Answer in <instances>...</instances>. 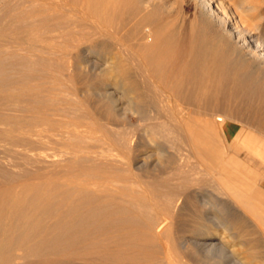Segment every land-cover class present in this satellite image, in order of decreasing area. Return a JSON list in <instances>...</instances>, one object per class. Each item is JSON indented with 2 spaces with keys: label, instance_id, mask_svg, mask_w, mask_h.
Wrapping results in <instances>:
<instances>
[{
  "label": "bare ground",
  "instance_id": "6f19581e",
  "mask_svg": "<svg viewBox=\"0 0 264 264\" xmlns=\"http://www.w3.org/2000/svg\"><path fill=\"white\" fill-rule=\"evenodd\" d=\"M197 1L187 26L185 17L170 16L154 0H0V44L70 57L77 96L119 129L105 130L114 150L95 152L87 167L70 159L42 165L32 177L0 171V264L18 253L36 257L34 264H232L222 261L230 256L228 235L245 248L247 262L240 257L238 264L261 259L255 233L264 232V195L227 187L223 195L244 211L232 213L216 177L198 179L191 162L211 175L232 165L217 145L221 137L230 148L264 145L243 123L218 124L209 118L213 110L198 106L220 89L264 97V43L238 30L233 44L229 27L238 28L237 21L210 0ZM122 5L132 10L129 25L141 31L135 45L108 26ZM23 82L0 84V142L49 144L79 127L55 118L57 108L32 112L24 102L35 88ZM25 109L28 115L13 113Z\"/></svg>",
  "mask_w": 264,
  "mask_h": 264
},
{
  "label": "rangeland",
  "instance_id": "374dc122",
  "mask_svg": "<svg viewBox=\"0 0 264 264\" xmlns=\"http://www.w3.org/2000/svg\"><path fill=\"white\" fill-rule=\"evenodd\" d=\"M77 1L82 2V0ZM154 1L155 3L163 6L165 11H167L170 16L181 15L183 18L185 17V23H187V26L189 25L191 20L195 19L199 10V4L197 0ZM210 4L213 6H220L222 8V11L218 12L221 15L223 14V16H227L231 20L235 19L234 21H237L238 28L234 26L229 27V33L231 34L230 36L233 44L236 43V40L234 38L236 34L238 35V30L253 32V38L264 43V0H210ZM3 5L4 4H1L2 9L5 6ZM122 6H120V8H117V10H120H118L119 12L116 10L117 12L112 13L110 15L111 17L108 16V19H106V21L109 20L110 22V19L112 18V23H108V26L112 31H114L113 28L118 26L119 30L116 27L115 29L117 31H115L116 33L118 32L117 34L119 36V31L121 29L124 31H122L123 33H121L122 39L124 38V41L122 40L124 44L131 45V43L133 42V45H135L134 42H137L138 39H141L138 38L141 36L139 35L141 34V31H139L138 29L135 30L134 28L136 27H131L129 25V16L131 15L132 10L127 9V7H129L128 5ZM129 10L131 13L129 12ZM123 11L127 13V19H124L125 17L123 14L126 15V13H123ZM3 12H5V10H2L1 13ZM191 16L194 17L192 18ZM125 22L127 23V25H129L128 28ZM110 24H114L115 26L112 27ZM123 25H125L126 27ZM120 26H123L124 29ZM125 28H127L128 30L131 29V31H128ZM0 47V84L2 83L1 88L5 89L6 84L8 87V85L12 82L21 83L24 81L27 85H34L33 87L35 89L31 92L29 91V93L31 94L24 102L27 107H29L30 104L34 106V110L32 112H37L43 109L50 112L53 108H57L59 109L60 114L55 118L59 120H69L79 125V127L76 128V130L72 131L69 135L58 140L54 139L49 144H44L42 142L33 140L9 141L8 143L0 142V144L2 145L6 144L5 146L7 147L6 152L5 148H2V146H0V160L4 159L2 158L3 154L7 156L5 159L8 162L7 164L5 159L3 161H0L1 163H4V167H0V171L2 169L6 170L11 178L13 177V175H16L18 173L20 175H25V177H32L42 165L53 164V162H55V164L57 165H60L61 163H66L70 159H77L76 163L78 166L85 165L87 167L90 163V159H92V157H95L93 156L95 155V152L104 151L105 153H110L114 150L113 148L115 147V143L111 145L110 141L105 138V130L108 129L112 130L113 132L115 131L114 133L116 134L119 129L113 125L104 123V121L101 120L97 115L94 108L89 103L83 101L81 97H78L79 95L77 96L75 88L76 83L70 78L71 69L69 70V67H71L72 60L69 59L70 57L68 58L61 54L59 56L58 54L55 55L47 53H33L32 55L26 50L23 51L19 49L18 51V48L14 46L8 47L0 44ZM4 48H7L8 50L6 49L7 51H4ZM10 48L14 49L15 51L17 49V51L14 52L12 50L11 52ZM1 51H3L4 53H1ZM5 52H7L8 54ZM1 54L5 55L2 56ZM29 56H31V58H28ZM11 66H14L15 69L11 68ZM45 87L52 88V92H46ZM198 106H200L201 108H207L208 110H213L210 112L209 118L213 119L218 124H220L223 119L228 118L239 121L243 123L247 129H251L257 132L264 139L263 96H256L250 99L237 89H220L218 95H213L212 91H209L198 103ZM28 109H25L23 111H15L13 113L22 112L21 114L28 115L30 112ZM127 132L128 134L126 139V146L128 148L129 155L132 156L133 148L135 145L133 127L128 128ZM115 138H117V136H115ZM128 145L130 148L128 147ZM217 145L226 158L234 159L232 161V165L228 164V166H226L227 169L221 168L220 172H214L211 175L205 172V170H203L202 168L200 169V167H198L192 160L191 164L195 166L196 171H199V173L197 174V178H201V180L203 181L209 180L211 181V183H214L217 180L215 182V185L218 184L223 186L221 187L217 185L219 188V192L217 193L223 198H229L227 197V195H223L225 194V190L227 189V187L228 189H232V191L238 193H251V195L254 197H260V194L264 195V145L250 147L242 144L241 142V144L239 145L240 148L237 145L233 146L235 148H230L228 147V142H225L224 137H221L217 141ZM237 148L239 149V151ZM2 149L4 152L2 151ZM47 155H49L50 158H46ZM233 165H236L237 167ZM129 168L130 169H127L130 171L132 167ZM219 176L223 178L221 179ZM213 177H216V180ZM226 183L230 185H226ZM229 200L232 213H234L233 211L235 210L239 211L240 213L244 212L241 207H238L240 205H238L237 203H233V199L229 198ZM167 203L168 200L165 201V204ZM259 214L264 215L263 205L259 208ZM258 221L260 222V220ZM249 223H251V225L254 224L253 226H255L256 228V221L254 222V220L252 221L250 219ZM255 234L257 236L259 235L261 237L260 239H262V256L261 259H252L249 264H264V232L259 234L258 232H256ZM228 238L232 239V243H225L227 247L231 249L229 251L230 256L228 257V259L226 258V260L222 259V261H225L227 263L232 262V264H238L236 261L238 260V258L242 257V261L247 262V260L245 259L246 253L242 251L244 248L243 244L239 241V239H234L230 235H228ZM232 249H235L233 253ZM34 260H36V257H24L23 255L18 253V255H14L13 260L8 264H34ZM234 261L236 263H234Z\"/></svg>",
  "mask_w": 264,
  "mask_h": 264
},
{
  "label": "crops",
  "instance_id": "0c3cea01",
  "mask_svg": "<svg viewBox=\"0 0 264 264\" xmlns=\"http://www.w3.org/2000/svg\"><path fill=\"white\" fill-rule=\"evenodd\" d=\"M233 148H235V147H233ZM233 166L237 167L236 165H233Z\"/></svg>",
  "mask_w": 264,
  "mask_h": 264
}]
</instances>
